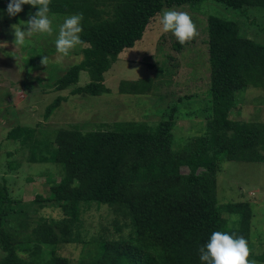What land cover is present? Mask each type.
<instances>
[{
  "label": "trees",
  "instance_id": "16d2710c",
  "mask_svg": "<svg viewBox=\"0 0 264 264\" xmlns=\"http://www.w3.org/2000/svg\"><path fill=\"white\" fill-rule=\"evenodd\" d=\"M202 1L50 0L48 14L83 15L80 37L86 45L82 60L56 80L55 89L76 85L80 72L87 71L90 82L72 94L107 92L104 74L123 50L142 39L164 7ZM214 1L233 9L264 7V0ZM8 2L0 0V8H7ZM23 10L37 9L23 5ZM207 37L210 108L205 130L191 143L194 148L189 144L178 152L172 149L174 108L156 131L132 125L86 132L60 130L56 143L42 148L38 161L63 167L65 176L51 194L62 217L42 216L41 228L23 238L17 227L20 222L6 224L18 216L19 201L10 197L5 183L0 184V264H71L56 251L59 244L72 241L81 205L90 203L126 213L134 236L101 241L95 258L80 264H203L199 249L212 232L235 233L248 241L250 208L243 202L217 203L216 173L223 160L264 163V124L229 119L235 93L264 83V41L242 37L236 22L213 15L207 19ZM64 100L57 97L44 117ZM33 134V128L17 126L7 139H21L25 145ZM182 166L188 169L183 176ZM58 227L60 235L54 230ZM44 245L52 247L47 259L41 252Z\"/></svg>",
  "mask_w": 264,
  "mask_h": 264
},
{
  "label": "rangeland",
  "instance_id": "374dc122",
  "mask_svg": "<svg viewBox=\"0 0 264 264\" xmlns=\"http://www.w3.org/2000/svg\"><path fill=\"white\" fill-rule=\"evenodd\" d=\"M166 10L190 15L198 31L194 40L181 45L171 32L162 33L159 20ZM35 12L23 10L9 17L6 8H0V184L5 183L10 197L19 201L18 216L6 224L20 222L17 227L23 238L37 226L41 228L42 216L54 220L62 217L51 194L52 188L65 176L63 167L38 161L42 148L56 143L60 130L86 132L132 125L156 131L165 118H170L174 108L171 142L172 149L178 152L202 135L207 122L210 108L208 17L232 20L238 24L242 37L259 43L264 41V7L233 9L214 0L164 7L150 21L142 39L123 50L104 74L107 92L98 96L73 95L72 90L90 82L87 71L80 72L76 85L63 90L54 87L58 78L82 60V49L86 47L80 44L69 56L58 59L54 42L59 26L70 15L48 14L52 35L35 34L18 48L12 43V26L23 25ZM4 41L8 42L5 47ZM43 56L48 57L46 65L40 63ZM57 97L65 100L45 118L47 106ZM235 104L229 119L264 124V83L236 92ZM17 126L34 129L25 145L21 139H7V133ZM187 173V167H180L182 176ZM215 194L219 205L248 204L251 212L249 260L264 264V163L221 161ZM126 215L116 207L81 205L80 220L70 235L72 241L59 244L57 255L67 258L71 264L90 262L101 241L134 236ZM58 229L54 230L60 235ZM51 249L50 245L41 248L46 259Z\"/></svg>",
  "mask_w": 264,
  "mask_h": 264
},
{
  "label": "clouds",
  "instance_id": "9594fccd",
  "mask_svg": "<svg viewBox=\"0 0 264 264\" xmlns=\"http://www.w3.org/2000/svg\"><path fill=\"white\" fill-rule=\"evenodd\" d=\"M50 0H9L6 8L7 15L14 17L23 11V5H30L37 10L21 26L13 25L14 47H22L26 39L35 34L52 35V20L49 18ZM82 14H73L65 18L59 26L58 36L55 40V49L58 59L69 56L70 52L82 43ZM159 23L162 33L171 32L179 44L184 45L194 40L198 35L197 26L187 12L166 10L162 13ZM7 41L2 42L4 47ZM40 63L46 65L48 57L43 56ZM199 259L203 264H255L250 261V248L248 241L235 233L214 231L208 242L199 249Z\"/></svg>",
  "mask_w": 264,
  "mask_h": 264
}]
</instances>
